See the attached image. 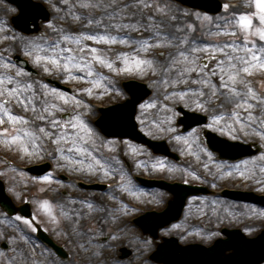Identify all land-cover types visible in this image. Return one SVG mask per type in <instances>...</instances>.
<instances>
[{
    "label": "snow or ice",
    "instance_id": "1",
    "mask_svg": "<svg viewBox=\"0 0 264 264\" xmlns=\"http://www.w3.org/2000/svg\"><path fill=\"white\" fill-rule=\"evenodd\" d=\"M183 2L187 3V0ZM64 3L67 4L68 0H64ZM255 3L259 9L257 16L261 27L254 31L253 17L243 13L239 16H220L217 18L219 23L196 34V26L186 23L189 15L187 10L176 8L167 2L161 4L158 0H127L124 3L121 0H77L72 7H79L83 12L75 18L86 20L84 27L88 31H69L54 25L49 18L47 28L56 35L48 36L45 29L39 35L20 37V52L28 60L21 63L18 58L0 55V124L10 122L13 125L11 132L8 127H4L0 129V134L17 144L25 153L30 150L44 151L43 145L50 142L54 153L70 161L69 166L81 170L86 167L89 172L95 171L104 175L122 171L118 161L117 167L112 166L114 157L104 154L105 145H111L113 141L103 137L95 128L94 124L98 122H91L85 117V111L90 106L74 92L53 87L42 79H33V72L25 67L30 63L34 69L40 70L36 71V77L42 74L63 75L67 81L78 76L94 87L105 89L109 87L108 77L97 68V64L116 72H151L156 76L154 83H158L166 94L165 99L171 98L177 102L187 100L201 109L205 105L219 109L218 114L211 116V122L203 125L205 129H215L223 134L225 127L234 128L238 124L241 128L254 130L255 126L260 129V135L264 136V94L257 92L248 79L253 70H264V0H255ZM222 7L226 9L228 5ZM33 8L37 10V15L50 17V12L43 3L33 2ZM172 12L182 14L170 15ZM126 15L131 18L125 23ZM196 18H200L199 13ZM204 19L211 21L212 17L205 14ZM38 27H26L25 31L36 32ZM0 28L10 30L8 21H0ZM237 32L246 35L240 39ZM251 35L258 37L259 43L255 39H249ZM219 36L225 38H214ZM13 39L16 37L13 36ZM86 41L126 44L131 48V54L120 52L115 57L108 56ZM150 52L151 55H148ZM117 61L123 67H118ZM137 86H141L139 82ZM80 91L91 94L93 89L83 88ZM13 105H19L25 112L31 113L34 129L15 127L17 122L27 126L30 121L23 115L14 114L11 110ZM225 105L232 107L229 109ZM139 106L144 108L155 105ZM181 107L186 108L187 105L181 104ZM256 110L259 115H254ZM172 115L174 120L176 113L173 112ZM132 119H136L134 111ZM204 119L207 120L208 117L205 116ZM167 130L177 131L174 127ZM227 135L232 137L231 132ZM174 139L180 140L181 137L177 135ZM213 148L222 152L220 147L210 141L208 147L201 151L211 157L213 153L210 149ZM136 151L135 148L132 149L133 153ZM139 163L145 164L144 161ZM154 166L164 168L165 164L158 163ZM42 178L50 180L52 176L45 175ZM120 179L123 182L125 177L121 175ZM118 187L128 190L124 183ZM135 190L143 189L136 186ZM71 204L75 205L76 201ZM44 206L50 208V202L46 201ZM87 207L91 208L92 202H87ZM61 212L72 220L73 233L83 240V244L79 246L85 253H90L93 259L96 258L93 241L99 234L91 228L79 230L81 212L76 207L65 205L61 207ZM25 222L31 223L30 220ZM105 239L114 240L116 237L108 234ZM21 255L30 261L32 253ZM107 256L110 258L111 253ZM11 264L16 262L12 261Z\"/></svg>",
    "mask_w": 264,
    "mask_h": 264
},
{
    "label": "rangeland",
    "instance_id": "2",
    "mask_svg": "<svg viewBox=\"0 0 264 264\" xmlns=\"http://www.w3.org/2000/svg\"><path fill=\"white\" fill-rule=\"evenodd\" d=\"M41 1H43L51 10L52 16L50 19L52 20L54 25L63 27L73 32H84L89 30L84 27L87 24L86 20H83L82 18L80 20H77L75 18L78 14H81L83 12V10L79 7H72V5L76 4L77 0H68L67 4L64 3V0ZM223 1L224 5L226 4L228 5V7L226 9L223 8L222 12L212 15L201 10L189 8L174 0H158V2L161 4L167 2L174 5L176 8L186 9L189 13V15L186 17V23L196 26V34H200L202 31L211 28L213 24L219 23V20L217 19L218 17H231L233 14L239 16L240 14L247 13L252 16L253 31L255 30V28L261 27L257 16L259 9L256 7L255 0ZM124 2H127V0H121V3ZM233 3H239V5L243 4V6L246 8L239 9L238 7L234 6ZM17 11L18 9L15 5L7 2L6 0H0V21H8L10 29L6 31L3 28H0V55L12 56L14 58L15 53H21L20 37L27 35L16 30L12 25L11 17L16 14ZM197 13L200 14L199 19L196 18ZM169 14L181 15L182 13L172 12ZM205 14L212 17V20L209 21L204 19ZM130 18L131 17L126 15L124 17V22H128ZM44 28L47 30L48 36L56 35L50 28H47V22L44 23ZM134 34L135 33H133V35ZM236 35L238 38L243 39L246 34L243 32H237ZM13 36L16 37L15 40L13 39ZM214 38L224 39L225 37L219 36ZM248 38L255 39L259 43L258 37H256L255 35H251ZM86 42L89 44H93V46L101 49L108 56L115 57L120 52H128L129 54H131V48L126 44H105L93 41ZM156 50L159 51L160 49ZM148 55H151V52ZM117 66L123 67L120 61H117ZM97 68L108 77L107 83L109 87L107 89L94 87L89 81L81 80L78 78V76H74L71 80L65 81L63 75L54 74L53 76H48L47 74H42L44 78L42 77L38 79H42L45 81V77H53L61 82L70 84L76 91V95L87 105H89V103L91 104V102L108 104L125 98L127 94L121 87L122 81L125 79L137 78L147 81L151 86L153 93L141 104H154L155 106L144 108H141L139 106L138 115L140 123L145 121L146 119L150 120L149 124H145L146 127H143L142 124L141 127L149 136L153 138L166 139L171 148L181 155L183 161L177 162L162 155H155L147 146L137 143H135V145H132V142H130V140L107 138L100 132L103 137L113 141L111 145H114L115 148L120 149L121 153H123L125 156H127V154H130L129 148H131L130 150L132 151L134 147L131 146H135V149L137 150L136 153H134L135 156L140 159L139 161L145 162L144 165H141L138 161V164H140L142 167L140 169H135L136 172L144 171L148 172L147 174H149L150 176H160L171 180L178 179L188 182H203L209 184L213 188L219 189L224 186H229L236 188L254 189L257 192H264V149L262 152L255 156L247 157L238 161L221 160L213 152L212 156L209 157L207 153L201 151L202 148L208 147L205 143H203L201 139L202 127L197 126L195 128H192L187 133H182L181 127L177 124L179 113L176 111V107L179 104H186V108L188 109L207 113L209 115V122H211V116L214 113H219V109H213L211 105H205V107L201 109L197 108L187 100L177 102L171 98L165 99L166 94L158 83H154V81L156 80V76H154L151 72L143 74L138 71L116 72L111 71L105 67H101L99 64H97ZM248 79L252 82V87L257 92L264 94V70L258 68L253 70L252 74L248 76ZM83 88H92L93 91L91 94H88L80 91V89ZM225 107L230 109L232 105H225ZM11 110L13 111V113H17V115L25 116L27 114V112H25L19 105H17L16 108H12ZM241 111L243 112L244 110L241 109ZM88 112L89 110L85 111V114H87ZM173 112L176 113L174 120L172 115ZM254 115H259V111H254ZM153 121H155V123H153ZM5 123L13 128V125L10 122ZM1 125L3 124H0V126ZM15 127H29L33 129L32 126H25L20 124L19 122L16 123ZM169 127H174L177 129V131L170 132L167 130ZM253 127L254 130L247 127L241 128L237 124L234 128L225 127V131L223 134L216 131L215 129L212 130L228 138L230 137L227 134L231 132V139L235 140H242L247 142L258 141L264 148V136L260 135L259 128H255V126ZM96 129L99 131L98 128ZM177 135L181 137L180 140L174 139V137ZM2 139L4 142H0V148L1 146L4 147L3 149H5L6 147L7 149L17 148L23 154L22 157H19L18 154L12 155L13 160L15 159V157L18 159V163L28 165L40 159V157H38L39 154L34 150H30L29 153H25L17 144H13L9 139L5 138L4 136L2 137ZM122 141L125 143H121ZM189 145H191V147H189ZM106 148L108 151L109 149H111L109 145H106ZM145 155L150 156V160H148L147 158H141ZM158 163H164L165 167H155L154 165ZM205 165H207V167H205ZM241 173H243V175H241ZM0 175L6 176L8 186L7 190L9 194L13 196L16 202H22L23 200H25V197L29 198L30 196H32V199L34 198V201H37V191L34 190L39 184V180L37 179V177L19 172V170H16L14 168L7 171L0 169ZM126 182H129V186L135 185L134 181L128 178V176H125V180L122 183L125 184ZM41 184L44 185L45 181H42ZM148 191H150L151 193L143 192L137 195L136 193L134 194L133 192H131L130 198L135 199V202L139 204V206L144 207L147 204H153L150 205V207L156 206L159 209L164 207L167 203L168 198H170V194L162 190ZM212 204H214V206H212ZM44 205L45 202H43V206ZM128 214L129 213H127L126 216ZM191 216H199L197 225L191 223ZM12 222L15 224H19L18 221ZM224 226L239 227L242 228L249 236H254L264 228V207L255 204L228 200L222 197H220L219 199L212 198L211 196L190 198L183 217L178 222L173 223L169 228H165L164 230H162L160 232V235L173 234L175 236H178L183 243L199 241L205 244H210L217 236L221 235V228ZM135 231L137 232V234H139V240L135 241V246L138 248L136 249L135 247V260L129 258L126 259L125 262H127L128 264H156L155 262L147 258V256H149V253L154 249L156 245L155 240L151 237H144L137 227H135ZM18 237H15L12 241L13 247L11 248V250H14L15 242ZM136 251H138V254H136ZM41 261L43 264H53L50 258H43ZM2 264L8 263L5 261Z\"/></svg>",
    "mask_w": 264,
    "mask_h": 264
},
{
    "label": "water",
    "instance_id": "3",
    "mask_svg": "<svg viewBox=\"0 0 264 264\" xmlns=\"http://www.w3.org/2000/svg\"><path fill=\"white\" fill-rule=\"evenodd\" d=\"M11 1L16 3L20 8V13L15 16L19 17V19H13V23L16 28L24 32H27L25 31V28L31 27L32 23L38 26L40 18H43L44 20L49 19V17H45L44 15H37V10L33 8V2L37 1ZM177 1L190 7L200 8L213 13L219 12L222 9V2L219 0H187V3H184L183 0ZM22 13L23 15H21ZM20 25L24 26L21 27ZM17 58L20 59L21 63L26 61L19 55L16 56V59ZM25 67L33 73H36L29 64H26ZM137 82L138 81L134 80L125 82V87L131 94L130 99L125 103H120L104 109V118L109 116V119H105L103 125L104 132L108 135L121 137L130 136L139 142L148 144L156 153H163L175 157L176 159H180L177 153L171 151L165 140L156 141L148 138L145 134L139 131L137 122L133 121V111L136 113L138 104L151 93V90L145 83L139 82V85L141 86H137ZM133 90H135V95H133ZM179 109L184 113L179 119V123L184 124V130L207 122V120L204 119L205 115L191 113L183 109V107H179ZM126 114L130 115L132 119V123L127 125L123 124L120 119ZM117 117L120 118L117 119ZM205 135L208 138V143L210 141L211 144L217 145L222 149L221 152L213 148V150L220 153L222 158L238 159L246 155L256 154L261 150L260 145L257 143L247 144L240 141H231L220 137L211 130H205ZM253 146L256 148H253ZM166 185H168L170 187L169 190L174 193V198L170 200L166 211L157 213V219L162 221L154 226H152L153 221H150V225H143V229L146 232H152L155 236L157 235L159 228L181 216L186 199L190 194H196L199 193L200 190H205V188L202 187L181 183ZM226 194L239 199L264 204V195H257L254 192L226 190ZM0 202L5 203L12 213L16 211L11 198L5 194L2 184H0ZM22 211L28 213V209H22ZM154 216L155 215H153V217ZM223 232L227 235V238H219L209 247L200 243L181 245L176 237H166L164 238V242L159 244L158 249L151 257L162 264H262L264 262V230L256 237L246 236L241 229L224 228ZM47 240L53 244L50 239ZM57 248L62 250L59 247Z\"/></svg>",
    "mask_w": 264,
    "mask_h": 264
},
{
    "label": "flooded vegetation",
    "instance_id": "4",
    "mask_svg": "<svg viewBox=\"0 0 264 264\" xmlns=\"http://www.w3.org/2000/svg\"><path fill=\"white\" fill-rule=\"evenodd\" d=\"M115 160L113 167H117L116 161L122 169L118 174L113 173L114 176H128L135 177V166L138 167V160L135 161V155L131 157L125 156L123 153L114 154ZM128 159L129 162L125 163ZM71 162L67 160H59L56 168L65 169L70 174L74 175L78 171L82 175L86 174H102L100 172H89L86 167L78 169L74 166H69ZM61 173V172H59ZM70 176L65 181H69ZM42 189V188H41ZM51 191L50 208H45L43 203H39L36 209V216L38 222L47 227V231L51 237L58 243L64 245L69 253V259H62L53 249L41 248L39 244L43 242L39 239L36 230L30 225L13 226L11 223L12 217L9 216L2 208H0V246L4 240H7L8 235L17 234L21 236L22 240L17 250L12 252L3 251L0 249V264L15 261L16 264H41L38 259L50 257L55 260L53 264H121L123 260V243L124 241L133 242L137 235L135 234V208L130 207V218H125L124 205L122 200L126 198L118 188L107 189L105 187L91 189L82 185L72 186L67 189L53 186L48 188ZM42 190H47L46 188ZM115 197V198H114ZM135 200V199H134ZM76 201L75 205L71 202ZM87 202H92V207H87ZM67 205L68 207H76L81 212L79 230L85 231L91 228L99 235L96 236L93 244L96 246L95 251L97 257L92 258L90 253H85L79 246L83 244V240L79 239L72 231V220L63 215L61 207ZM119 209V211H117ZM67 211V208H65ZM131 212V213H130ZM48 226H46V225ZM13 228V229H12ZM112 234L116 237L114 240H106L105 237ZM26 237V239H25ZM118 243V244H117ZM32 253L30 261L21 253ZM111 253L110 258L107 256ZM108 259V261H102ZM35 260V261H34Z\"/></svg>",
    "mask_w": 264,
    "mask_h": 264
},
{
    "label": "bare ground",
    "instance_id": "5",
    "mask_svg": "<svg viewBox=\"0 0 264 264\" xmlns=\"http://www.w3.org/2000/svg\"><path fill=\"white\" fill-rule=\"evenodd\" d=\"M235 5H236V4H235ZM238 7H239V8H242V7H244V6H243V4H240V5H238ZM30 114H31V113H30ZM30 121H31V120H30ZM36 123L38 124L39 121H36ZM34 128H35V125L33 126V129H34ZM132 243H133V244H131V245L134 246V249H133V250H134V255H133V257H134V256H135V247H136V246H135V241H133ZM136 249H138V248L136 247ZM136 254H138V251H136Z\"/></svg>",
    "mask_w": 264,
    "mask_h": 264
}]
</instances>
